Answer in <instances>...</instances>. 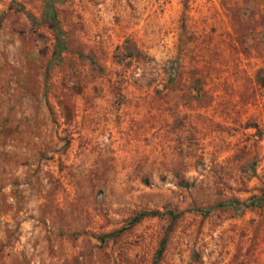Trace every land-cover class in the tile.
<instances>
[{"label": "rangeland", "instance_id": "obj_1", "mask_svg": "<svg viewBox=\"0 0 264 264\" xmlns=\"http://www.w3.org/2000/svg\"><path fill=\"white\" fill-rule=\"evenodd\" d=\"M263 77L264 0H0V264H264Z\"/></svg>", "mask_w": 264, "mask_h": 264}, {"label": "trees", "instance_id": "obj_2", "mask_svg": "<svg viewBox=\"0 0 264 264\" xmlns=\"http://www.w3.org/2000/svg\"><path fill=\"white\" fill-rule=\"evenodd\" d=\"M58 31L60 32V30H58ZM261 81H262V84H264V77L261 79ZM262 191H263V197H262V198L264 199V187H263ZM156 214H158L157 211H141V212L137 213L136 215H134V216L130 219V221H129V226L135 224L136 222H138L140 219H142V218L145 217V216H148V215H156ZM123 229H125V227H123V228H121L120 230H118V231H116V232H113V233H111V234H112V235H114V234H118V233L121 232ZM164 242H165V239H163L162 242H161V245H160V247H159V249H158V254L162 251V248H163V244H164Z\"/></svg>", "mask_w": 264, "mask_h": 264}]
</instances>
